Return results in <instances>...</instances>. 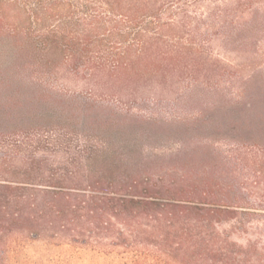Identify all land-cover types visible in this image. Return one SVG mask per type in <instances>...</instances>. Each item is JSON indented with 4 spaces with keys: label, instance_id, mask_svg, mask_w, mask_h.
Wrapping results in <instances>:
<instances>
[{
    "label": "trees",
    "instance_id": "obj_1",
    "mask_svg": "<svg viewBox=\"0 0 264 264\" xmlns=\"http://www.w3.org/2000/svg\"><path fill=\"white\" fill-rule=\"evenodd\" d=\"M182 1L98 0L82 5L80 18L74 4V22L50 31L45 20L55 18L56 1L45 8L43 0H0V44L13 47L17 67L62 71L136 100L141 87L201 66L199 46L168 39L175 22L192 20L186 7L177 9ZM228 2L242 11L253 0ZM20 79L16 74L14 81ZM8 108L0 105V264H31L25 254L37 242L99 257L135 253L134 264L156 255L172 264H264V245L233 238L237 229L264 220L257 212L264 202H247L232 186L172 180L143 167L119 149L122 139L101 132L81 137L87 125L78 117L74 126V113L16 118ZM91 120L92 130L115 127ZM249 140L260 147L263 123L254 125ZM253 164L262 185L264 163ZM82 261L74 256V264Z\"/></svg>",
    "mask_w": 264,
    "mask_h": 264
},
{
    "label": "rangeland",
    "instance_id": "obj_2",
    "mask_svg": "<svg viewBox=\"0 0 264 264\" xmlns=\"http://www.w3.org/2000/svg\"><path fill=\"white\" fill-rule=\"evenodd\" d=\"M54 1L56 16L45 20L50 31L63 22H74V4L80 8V18L81 6L98 0ZM50 2L43 0L45 8ZM181 6L189 10L192 20L175 22L177 31L168 39L172 45L183 41L202 49L201 66L195 71L173 75L165 84L143 86L134 100L116 90L93 89L62 71L50 75L17 67L13 47L3 43L0 105L9 106L7 111L16 118L74 113V126L78 117L87 125L81 137L101 132L122 139L119 149L136 155L143 167L169 174L172 180L186 177L232 186L235 193H245L238 196L247 202H264V178L262 185L255 183L254 173L260 167L253 164L264 163V140L260 147L249 140L254 125L264 124V1L253 0L242 11L228 0H183L177 9ZM191 60L187 62L192 64ZM16 74L21 79L14 81ZM92 118L115 127L92 130ZM257 212L264 214V210ZM223 229L231 227L226 224ZM233 238L242 245L249 241L264 245V220L237 229ZM96 255L74 246L37 242L29 246L25 257L31 264H74V256L83 260L77 264H134L137 256L123 251ZM140 264L172 263L156 255Z\"/></svg>",
    "mask_w": 264,
    "mask_h": 264
}]
</instances>
